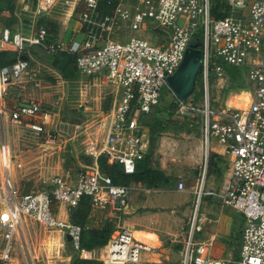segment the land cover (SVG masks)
<instances>
[{"label": "built area", "instance_id": "obj_1", "mask_svg": "<svg viewBox=\"0 0 264 264\" xmlns=\"http://www.w3.org/2000/svg\"><path fill=\"white\" fill-rule=\"evenodd\" d=\"M57 1L34 0L28 11L32 18L28 47L76 54L79 75L101 74L105 78L113 88L111 107L104 117L106 133L101 141L89 143L84 150L85 158H93L94 163L84 166L74 182L53 177L48 193L19 197L12 184L14 162L11 158L0 161V264H33L23 231L27 219L45 231L60 232L63 239L69 236L73 251L80 257L87 254L80 248L82 227L59 220L52 211L54 205L68 211L82 197H88L93 209L119 214L128 208L138 183L114 185L100 172L96 159L104 155L109 163L121 165L124 174L134 173L136 162L148 149L141 117L159 104L162 88L173 94L167 78L174 75L194 39L201 43L198 74L206 85L210 77L219 79L227 69L243 67L247 82L253 86L252 93L230 91L218 109L209 105L207 91L199 107L173 94L175 115H200L205 161L213 137L224 144L230 157L221 191H206L200 183L195 191L197 202L201 197H214L240 215L244 226L237 264H264V0H118L111 16L98 13V0H78L76 16L83 40L69 46L60 40L48 43L46 30L37 26ZM215 2L223 6L218 12L224 13L216 20L210 16ZM121 29L162 37L164 44L155 46L141 36L125 42L112 40L110 36ZM0 40L21 47L20 36L7 28L1 30ZM27 67L28 62L17 59L0 72V90L18 81ZM59 102L60 98L55 106ZM49 118L36 101L12 108L0 102V154L8 148V124L26 127L50 141L45 130ZM184 189L182 182L177 183L178 191ZM195 230L199 228L195 227L194 215L180 251V264H229L225 258L211 257L210 244L195 243ZM152 254V247L131 232L117 229L101 249L99 261L143 264V256Z\"/></svg>", "mask_w": 264, "mask_h": 264}, {"label": "rangeland", "instance_id": "obj_2", "mask_svg": "<svg viewBox=\"0 0 264 264\" xmlns=\"http://www.w3.org/2000/svg\"><path fill=\"white\" fill-rule=\"evenodd\" d=\"M9 2H13L14 7L12 19L8 17L0 20V30L7 28L12 34H18L21 40L20 49L28 53L30 47H28L27 38L32 24V18L28 11L32 9L34 0H24V5L28 4L29 6L27 11L22 9L19 0H9ZM77 5L78 3L75 2L73 11L78 7ZM68 9H72L71 5L56 4L49 16H46L49 21L58 23L59 30L60 27L62 28L61 33L58 31L59 36L63 38V35L69 34L66 40L64 39L62 42L65 46H69L72 42L81 43L83 40V38L76 40L81 30L77 24V11L71 16V23L67 25L65 32L63 21L67 19L66 12ZM139 36L148 39L155 46L164 44L162 37L157 36L155 38L147 33L141 35L126 29L115 31L110 38L114 41L125 42L131 37ZM79 37L81 36L79 35ZM35 47H37L38 56L29 55L30 60L26 72L18 81L12 83L14 86L10 87H24V83H28L39 92L38 94H41L40 99H34V101L40 105L42 112L50 115L45 130L51 139L47 141L44 135H36L23 126L7 125L8 148L0 154V161L11 158L14 162L12 184L19 197L37 192L48 193L51 189V180L55 176L74 182L77 174L85 166L83 159H86L84 150L87 145L91 142H99L105 136L104 117L112 102L113 88L107 84L101 74L94 76L79 75L76 81L62 84L61 80L55 78V72L45 64L49 57L45 49L40 46ZM245 72L243 67L229 69L219 79L210 77L207 85L201 77L196 78L195 90L188 97L189 103L198 107L201 106L204 93L207 91L209 105L218 109L230 91L248 90L252 93L253 86L247 82ZM36 83L38 85L34 86ZM160 95L161 100L151 112L152 114L146 116L141 122L142 133H145L146 129L150 128L151 130L154 149L152 167L157 170L161 169L162 166L166 168V172L173 177L171 186L173 191L178 181L183 182L184 190L188 188L187 185L194 187L193 194L191 193L192 212L182 231L177 236L161 238V247H164L163 250L169 257L168 263L180 264L178 252L183 248L188 238L194 215L195 227L200 229L194 231L193 238L198 231L205 232L207 230L209 233L212 232L211 228L219 226L216 213L233 210L227 206H224L223 210L220 201L214 197H201L197 202L195 191L200 183H203L206 191L219 192L222 184L219 187L213 185V189H207L206 182L208 178H211L209 185H212V182L216 184L222 178L217 174L213 175L214 177L210 175L209 151L205 161L206 150L202 137L200 115L195 113L183 117L175 115L173 94L164 87ZM59 98L60 102L55 106V101H58ZM27 101L24 102V95H21L5 100V104L8 108H12L18 104L31 102L30 100ZM171 111H173L172 116L168 121L167 114ZM166 124L168 128L164 127ZM210 139L212 140V138ZM17 165L20 167L18 168ZM204 165L206 166L205 170ZM2 174L0 168V186L3 185ZM176 175H180V177ZM1 207L0 204V209ZM63 209V207L59 208L55 205L52 207L56 217L66 221L63 219ZM122 214L117 215L122 216ZM114 221L115 230H117V227L122 226V220L115 219ZM200 223L205 224L203 229L200 227ZM23 231L27 241L28 257L33 264H71L77 257L94 264H101L99 261L100 250L92 252L91 255L86 254L80 257L73 251L69 243H66L60 232L45 231L34 221L27 219ZM227 239L230 257L226 256L225 259L229 261V264H237L240 246L239 231H235L233 235L231 233Z\"/></svg>", "mask_w": 264, "mask_h": 264}, {"label": "crops", "instance_id": "obj_3", "mask_svg": "<svg viewBox=\"0 0 264 264\" xmlns=\"http://www.w3.org/2000/svg\"><path fill=\"white\" fill-rule=\"evenodd\" d=\"M75 2L77 1L75 0L57 1V4L65 3L67 5H71L72 7V9L67 10L68 11L66 12L67 19L63 21L64 22L63 24L65 26L64 27L65 32L67 29V25L71 23L70 20L71 16L75 13L76 9L73 11V6L75 5ZM19 3L22 5L23 7L22 9L24 11L29 10L28 4L24 5V0H19ZM46 16H49V14ZM46 16L41 17V19L48 20L46 19L47 18ZM61 29L62 28L60 27V30H58L60 31V33H61ZM68 35H63L62 38L61 36H59V34H57L58 40L64 42V39L66 40V37H68ZM79 35L81 37H79ZM79 35L76 37V40L79 38L80 39L83 38L82 30L79 31ZM2 48H3V42L0 40V50H2ZM55 74H56L55 78L61 80L58 74L57 73ZM61 83L62 84L67 83V81L61 80ZM37 85H38L37 83L34 84V86ZM10 86H14V85L13 84L8 85L7 87L2 88L0 90V102L6 107L8 106L5 104V100L13 99L21 95H24V102H28L27 100L34 101V99H38V100L40 99L41 94H38L39 92L36 91L35 88L31 87V85H29L28 83H24V87L23 86L10 87ZM212 140L210 139L211 142L209 141V147L207 150V155H208V151L210 152L208 157V162H209L208 166H210L209 168L211 169L210 175L211 177H214L213 175L215 174L220 175L219 177H221L222 180L220 181L221 183L218 180V183L216 182L215 184L214 182H212V185H209V181L211 178H208V181L206 182L207 189H213L212 187L213 185L219 187L223 183L226 173L230 168V157L225 152L224 144L218 141L217 139H215L214 137L212 138ZM218 166L219 168H217ZM159 171L165 177H168L169 183L167 185H162L159 187H145L142 184H138L136 190L131 194V199L128 208L122 212L123 214L121 213L122 216L120 215L118 216L117 214L110 213L108 211L98 210L103 213V219H109L113 222H115L114 221L115 219H121L122 226L117 227V229H125L131 232L136 239L153 248L154 254L143 256L142 259L143 264H145L146 262H151L153 264L154 263L169 264L168 263L169 257L167 256L166 251L163 250L164 247L163 248L161 247L162 244L161 238L166 236H177V234H179L180 231H182L185 222L188 220L192 212L191 204L193 202L191 199V193L193 194L192 190L194 187L187 185L188 188L186 190L178 191L176 184L174 186V191H173V188L171 187L173 184V180H172L173 177L170 176V173L166 172L167 170L163 166L161 167V169H159ZM177 177H180V175ZM179 182L182 181H178L177 183ZM221 208L224 210V206L221 205ZM63 210H64L63 219L69 222L68 211L65 208ZM234 213L235 212L231 210H227L225 213L223 211L219 212V214L216 213L219 226L218 227L214 226L213 228H211L210 230H212V232L208 233L207 230L205 232L198 231L196 233V236L194 235L195 243L210 244L209 253L211 257L225 258L226 256H228L229 258L230 252L228 248L227 238L230 236L231 233L233 235V233L237 230L239 231L241 238V230L244 226V219L240 215L238 214L235 215L236 213L235 214ZM204 226H205L204 223H200V227H202V229ZM101 249L102 248L96 249L94 251H99V250L101 251ZM94 251L88 252L87 254L91 255L92 252ZM180 251L178 252L179 257H180Z\"/></svg>", "mask_w": 264, "mask_h": 264}, {"label": "trees", "instance_id": "obj_4", "mask_svg": "<svg viewBox=\"0 0 264 264\" xmlns=\"http://www.w3.org/2000/svg\"><path fill=\"white\" fill-rule=\"evenodd\" d=\"M117 4L118 0H98L97 11L102 16H111L114 13ZM13 8V2L10 3L9 0H0V20L8 17L12 19ZM221 8H223V6L216 2L212 4L210 10V16L212 19L216 20L224 16V13L221 14L218 12ZM76 11L77 10H75V12ZM37 26L43 27L46 30L48 43H53L57 40L56 38L59 30L57 23L39 19L37 21ZM20 48L15 47L10 43L3 42V48L0 50V72L14 64L22 54L28 57L27 62L30 60L29 55L32 57L38 56L37 47L35 46L30 47L28 53L22 51ZM46 53L49 57L47 62L44 63L52 71L57 73L61 80L72 82L78 79L79 73L76 69L78 55L68 54L61 51ZM231 75H233V73H231ZM198 77H200L199 74L197 75V78ZM172 112L173 111L167 114L168 121L172 116ZM148 115H143L141 117V122ZM164 127L168 128L167 124ZM150 132L151 130L149 128L146 129V132L144 133L145 137H147L148 149L143 158L136 162L135 170L132 175L124 174L121 165L118 163H109L104 155H100L96 159V164L100 172L104 176L110 178L114 185L127 186L132 183H138L145 187H159L169 183L168 177H165L159 170L152 167L154 149ZM83 164L85 166L89 165L86 159H83ZM68 220L71 224L82 227L80 248L82 252L86 253L105 247L110 236L115 231L114 222L109 219H103V213L92 208L91 201L88 197H82L76 207L68 210ZM71 264L94 263L77 257Z\"/></svg>", "mask_w": 264, "mask_h": 264}, {"label": "water", "instance_id": "obj_5", "mask_svg": "<svg viewBox=\"0 0 264 264\" xmlns=\"http://www.w3.org/2000/svg\"><path fill=\"white\" fill-rule=\"evenodd\" d=\"M200 47V40H192L178 69L174 75L167 78L168 87L180 101H186L194 92L199 71ZM18 59L23 62L28 61V57L23 54ZM86 160L89 165L94 163L91 157H86ZM66 242H70L69 236H66Z\"/></svg>", "mask_w": 264, "mask_h": 264}]
</instances>
